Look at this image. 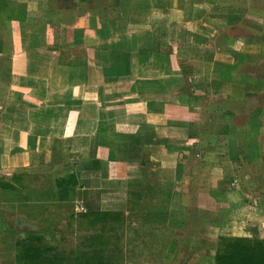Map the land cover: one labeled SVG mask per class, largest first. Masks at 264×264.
<instances>
[{"label": "crops", "instance_id": "1", "mask_svg": "<svg viewBox=\"0 0 264 264\" xmlns=\"http://www.w3.org/2000/svg\"><path fill=\"white\" fill-rule=\"evenodd\" d=\"M182 3L0 0V258L83 206L125 215L126 264H211L185 230L264 240V0Z\"/></svg>", "mask_w": 264, "mask_h": 264}, {"label": "trees", "instance_id": "2", "mask_svg": "<svg viewBox=\"0 0 264 264\" xmlns=\"http://www.w3.org/2000/svg\"><path fill=\"white\" fill-rule=\"evenodd\" d=\"M60 175L56 189L60 200L65 201L71 189L78 185V179L71 170ZM14 179L8 182L0 177V188L15 190ZM70 222L69 228L73 227V222H79L78 244L63 252L56 250L52 255H44L34 245L24 247L21 264H119L125 261V215L122 212L83 211L73 214ZM219 240L215 264H264V240L225 237Z\"/></svg>", "mask_w": 264, "mask_h": 264}, {"label": "rangeland", "instance_id": "3", "mask_svg": "<svg viewBox=\"0 0 264 264\" xmlns=\"http://www.w3.org/2000/svg\"><path fill=\"white\" fill-rule=\"evenodd\" d=\"M182 1L183 0H160L161 5L157 6V7H160L161 9L157 10V14L159 16H162L163 14H165V16H168L170 18V20H173V21H176V20L180 21L183 17H186L185 18L186 21L191 20L193 18V17L191 18L192 12L188 11V9H189L188 7L186 8V10L183 8L179 9L180 6H183ZM167 4H168V6H167ZM63 5H64V7L66 5L67 11L64 13L65 15H71L72 13H74V12H71V11H73V10H71V8H73L72 3L66 1V4H62V6ZM165 6H167V7H165ZM175 6H177V8H174ZM164 7L168 8V9L164 10ZM62 28L67 29V27H65V26H63V27L60 25L58 26V29H62ZM56 46H57V44L50 46L47 48V50L53 51V50L57 49V51H60L61 49H63L59 45H58V47H56ZM51 173H53V172L51 171ZM75 205H74V207L72 206L74 211L76 210ZM83 207H84L83 210H81L82 208L78 209V210L80 212H83L86 209L85 206H83ZM62 211L63 212H61L60 210H57V209H55V210L48 209L46 212H44L43 210H39V212L36 213L37 217L33 219L34 223H32V224L34 226L42 227V228H48L46 225L50 224V230H52V231H49L48 233L42 232V231H41V233L28 232L29 234L26 233L23 236L18 237L17 248H16L15 253L12 251V245L13 244L12 243L9 244L11 248L6 250L4 255L1 257L2 259L0 258V264H21L20 258L23 255L24 247L34 245L38 249H40L44 255H52L53 252L56 250H60L63 252L64 249H68V248L73 247L76 244H78L77 242H78L79 233L77 230H78L79 222H77V223L73 222V227L71 225V228H69V225L71 223L70 222L71 212H70V214L69 213L65 214V212H68V211H65V210H62ZM10 219H11L10 221L12 224L11 227L13 228V230L17 229V228H14V226L16 224L15 220L12 217ZM43 221L45 223H42ZM127 225H128V223H127V221H125V224L123 227L124 237H126L125 232H126ZM18 232H19V230H14L11 233L3 230L0 233H2L3 236L6 235L5 239L9 241L11 238L13 239L15 236H18V234H19ZM198 233L199 232H197L196 230H185L183 239H185V238L187 239L188 237L192 236L191 238H189V241H191V239H192V242L189 243V245H191L193 247H196V245L206 246V247L202 248L206 252H204V251L198 252L196 250H193V252L196 256L198 255L200 258H202L206 254H208V257L210 259H212L211 260V264H212L213 253H215L214 249H216V248L218 249L221 242L218 238H216V236H209V239H205V238H207L206 236L203 237L202 234L198 235ZM38 234H40V235H38ZM125 241L126 240L124 238V242ZM124 246H126V243H124ZM48 248H51L49 251L50 253H48V251H47ZM126 261L127 260L125 258V261L120 262L119 264H123V263L126 264ZM140 261H142L141 262L142 264H145L144 259H141ZM147 264H155V263L149 262Z\"/></svg>", "mask_w": 264, "mask_h": 264}, {"label": "water", "instance_id": "4", "mask_svg": "<svg viewBox=\"0 0 264 264\" xmlns=\"http://www.w3.org/2000/svg\"><path fill=\"white\" fill-rule=\"evenodd\" d=\"M76 162H77V160H73V161H72V164H76Z\"/></svg>", "mask_w": 264, "mask_h": 264}, {"label": "built area", "instance_id": "5", "mask_svg": "<svg viewBox=\"0 0 264 264\" xmlns=\"http://www.w3.org/2000/svg\"><path fill=\"white\" fill-rule=\"evenodd\" d=\"M81 210H83V209H81Z\"/></svg>", "mask_w": 264, "mask_h": 264}]
</instances>
